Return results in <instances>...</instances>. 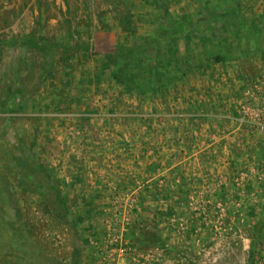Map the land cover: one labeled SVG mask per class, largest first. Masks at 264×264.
<instances>
[{"label":"rangeland","instance_id":"374dc122","mask_svg":"<svg viewBox=\"0 0 264 264\" xmlns=\"http://www.w3.org/2000/svg\"><path fill=\"white\" fill-rule=\"evenodd\" d=\"M246 1L264 24V0ZM159 2L170 14L200 10ZM155 8L0 0V264H124L107 257L115 236L128 264H264V73L248 80L264 60H249L243 77L219 64L152 98L100 79L99 56L66 59L78 35L100 53L129 43V27L150 34Z\"/></svg>","mask_w":264,"mask_h":264},{"label":"trees","instance_id":"16d2710c","mask_svg":"<svg viewBox=\"0 0 264 264\" xmlns=\"http://www.w3.org/2000/svg\"><path fill=\"white\" fill-rule=\"evenodd\" d=\"M152 1L157 13H150V17L156 18L157 25L150 34L137 38L136 31L129 27V43L115 45L113 49L100 53L78 35L72 38V46H64L63 51L68 53L66 59L72 53L99 56L104 69L99 74L100 79L111 80L130 96L147 95L152 98H165L171 89L189 80L190 76L203 70L209 73L219 64L235 65L238 77H243L249 60L255 61L258 57L264 60V24L259 26L246 14V0H197L198 12L179 15L170 14L167 9L163 11V6L168 7L169 2ZM125 22L128 25L132 23L128 18ZM103 25L105 30H109L105 23ZM201 39L207 41L204 46L199 45ZM181 42H185V53L181 50ZM8 43L28 45L43 52L52 46L61 48L54 42L39 43L33 37H14ZM263 73L264 65L248 78L249 82L255 84L263 78ZM190 116L193 120L199 114L194 112ZM263 152L264 144H261L256 152L257 160ZM155 242L165 247L161 238L157 237Z\"/></svg>","mask_w":264,"mask_h":264},{"label":"built area","instance_id":"2783aa9c","mask_svg":"<svg viewBox=\"0 0 264 264\" xmlns=\"http://www.w3.org/2000/svg\"><path fill=\"white\" fill-rule=\"evenodd\" d=\"M119 238L118 237H114V240H108L107 241V243H108V245L106 246V251L108 252V255H107V257L108 258H113V256L115 255V254H117V258L118 259H122V261L124 262V264H128V263H131V262H128V263H126V260H127V255L128 254H130V249L129 248H127L126 246H124L123 244H122V242H120V246L119 247H117V248H113L112 246H113V243H118L119 242V240H118ZM114 260H116V259H114L113 258V261Z\"/></svg>","mask_w":264,"mask_h":264},{"label":"crops","instance_id":"0c3cea01","mask_svg":"<svg viewBox=\"0 0 264 264\" xmlns=\"http://www.w3.org/2000/svg\"><path fill=\"white\" fill-rule=\"evenodd\" d=\"M227 72V68H224V72ZM224 91H219L220 93H223V94H225L226 93V90H227V88L226 89H223ZM260 95V93H259V91L258 92H256L254 89H252V93H251V97L252 98H256V100L258 101L259 100V96ZM229 98L231 99L232 97H231V95H229ZM227 106V105H226ZM222 114H220V115H218V117H221V119H225L226 118V116H224V115H222ZM257 145V144H256ZM263 199H264V192H263Z\"/></svg>","mask_w":264,"mask_h":264}]
</instances>
